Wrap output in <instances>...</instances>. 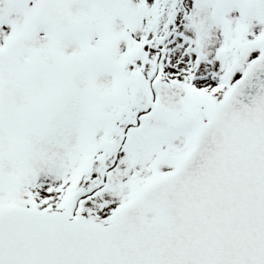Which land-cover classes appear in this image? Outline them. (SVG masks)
Segmentation results:
<instances>
[{
  "label": "snow or ice",
  "instance_id": "6c2138e0",
  "mask_svg": "<svg viewBox=\"0 0 264 264\" xmlns=\"http://www.w3.org/2000/svg\"><path fill=\"white\" fill-rule=\"evenodd\" d=\"M0 264H264V0H0Z\"/></svg>",
  "mask_w": 264,
  "mask_h": 264
}]
</instances>
